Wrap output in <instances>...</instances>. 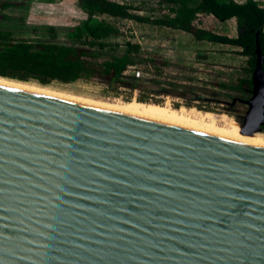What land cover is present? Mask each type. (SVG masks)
<instances>
[{
    "label": "water",
    "instance_id": "water-1",
    "mask_svg": "<svg viewBox=\"0 0 264 264\" xmlns=\"http://www.w3.org/2000/svg\"><path fill=\"white\" fill-rule=\"evenodd\" d=\"M239 134L0 79V264H264V57Z\"/></svg>",
    "mask_w": 264,
    "mask_h": 264
},
{
    "label": "trees",
    "instance_id": "trees-1",
    "mask_svg": "<svg viewBox=\"0 0 264 264\" xmlns=\"http://www.w3.org/2000/svg\"><path fill=\"white\" fill-rule=\"evenodd\" d=\"M13 3L2 1L0 6L5 9ZM78 4L88 16L71 27V41L57 40L55 25L47 27L50 38L39 37V29H27L19 23L25 19L24 16H19V21H16L14 18L18 17L1 11L0 22L7 21L0 23V76L21 81L35 79L43 85L55 81L68 83L96 79L107 84V91L118 94L121 86H127L131 93L138 90L137 100L155 103L160 102L154 101L153 94L170 91L160 84L164 67L176 64L181 69L176 76L179 81H168L175 90L197 81V77L192 75L197 68L185 55L174 57L163 52L161 49L165 48L161 45L144 48L140 41H119L117 38L123 31L111 17H129L182 29L198 40L238 47L237 51L248 55L241 68L243 75L233 77L232 83L224 79L217 81V85L241 91L253 87L258 30L264 57V3L260 0H159L163 14L155 17L135 12L134 5L117 0H78ZM202 15H213L220 20L236 18L239 32L233 36L204 27L197 22ZM28 30L31 32L27 33ZM208 56L202 55L204 58ZM145 65H150V68L146 69Z\"/></svg>",
    "mask_w": 264,
    "mask_h": 264
},
{
    "label": "rangeland",
    "instance_id": "rangeland-1",
    "mask_svg": "<svg viewBox=\"0 0 264 264\" xmlns=\"http://www.w3.org/2000/svg\"><path fill=\"white\" fill-rule=\"evenodd\" d=\"M2 1L0 0V5ZM14 3L2 9L0 12L6 11L11 13L19 21V16H24L23 21L19 23L24 24L27 29H39V37L50 38L51 35L47 31L49 25H55L58 34L55 37L61 41H71L72 32L71 27L74 24L80 23L88 15L79 6L78 0H9ZM120 2H127L134 5L133 11L148 15L151 17L160 16L163 14L161 5L158 4L159 0H117ZM241 1V0H240ZM264 3V0H260ZM19 2V3H17ZM123 31L118 36V40L122 42L125 39L140 41L143 47H156L162 46L163 52H167L174 57L185 55L186 59L193 61L197 70L192 72V75L197 77V81L186 83L183 88L170 86L168 81L175 79L179 81L176 76L179 69L178 65L173 64L166 66L163 69V74L160 75V84L166 86L170 91L163 94H153L154 100L159 101V104L171 102L174 107H196L203 111H208L216 114H226L234 119L236 123H241L245 115L247 105L242 102L240 97H244V92L241 90H234L217 85V81H226L232 83L233 77L243 75L242 65L246 63L248 55L237 51L238 47L228 43H213L209 40H198L192 33L179 29L168 27L166 25L153 24L146 21H139L134 18H120L111 17ZM7 20L0 23H6ZM202 26L212 29L217 32L237 35L240 25L236 18H231L222 24L213 15H202L200 20ZM199 24V25H200ZM31 32L30 30L27 33ZM124 44V43H123ZM202 55H209L207 58ZM214 63H212V62ZM146 69L150 65H145ZM151 70V69H150ZM221 72V75H218ZM148 73V72H147ZM146 73V74H147ZM168 75V76H167ZM12 79V78H11ZM185 81V80H180ZM34 84H41L38 80L32 79L30 81ZM181 83V82H180ZM57 91L66 92L76 96H83L89 99L96 98L104 100H132L137 99L138 90L131 93L129 87L121 86L119 92L113 93L112 90L107 91V84L102 81L91 79H79L73 82H52L44 84L45 86ZM59 89V90H58ZM184 93H178L181 90ZM157 99V100H156ZM209 109V110H207ZM240 126V125H239ZM241 129V127H240ZM264 134V130L260 131Z\"/></svg>",
    "mask_w": 264,
    "mask_h": 264
},
{
    "label": "bare ground",
    "instance_id": "bare-ground-1",
    "mask_svg": "<svg viewBox=\"0 0 264 264\" xmlns=\"http://www.w3.org/2000/svg\"><path fill=\"white\" fill-rule=\"evenodd\" d=\"M0 79L16 81V82H20V83H25V84H30V85L50 89V88L46 87V85L45 86H43L41 84L38 85L37 83L34 84L31 82L21 81V80H17V79H11L8 77L0 76ZM55 91H57V90H55ZM59 92H62V91H59ZM63 93H66V92H63ZM67 94H69V93H67ZM81 97H83V96H81ZM87 97H88V99L90 98L89 96H87ZM93 100H94V98H93ZM95 100H96V98H95ZM96 101L114 104V105H118V106H123V107L131 108V109L144 111V112H148V113H153V114H158V115H162V116H167V117H171V118H176V119H180V120H184V121H189V122H193V123H197V124H202V125H206V126H210V127H214V128H218V129H222V130L231 131V132L246 135V134L242 133V131L240 129L241 123H239V125H240L239 126L238 123H236L234 121V119L231 118L230 116H228L226 114H216V113H212V112H208V111H203V110L196 108V107L194 108V107L181 106V107L177 108V107H174L171 104V102H166L165 104H159V103H155V102L139 101L136 98H134L132 100H127V101L121 100V99H114V100H104V99L98 100L97 99ZM261 133L262 132H256L253 135H247V136H252V137L264 139V134H261Z\"/></svg>",
    "mask_w": 264,
    "mask_h": 264
},
{
    "label": "flooded vegetation",
    "instance_id": "flooded-vegetation-1",
    "mask_svg": "<svg viewBox=\"0 0 264 264\" xmlns=\"http://www.w3.org/2000/svg\"><path fill=\"white\" fill-rule=\"evenodd\" d=\"M244 92V97H240V99H248L251 95H252V88L251 89H248L247 91H243ZM243 102V101H242ZM247 107H248V104L246 102H244Z\"/></svg>",
    "mask_w": 264,
    "mask_h": 264
},
{
    "label": "crops",
    "instance_id": "crops-1",
    "mask_svg": "<svg viewBox=\"0 0 264 264\" xmlns=\"http://www.w3.org/2000/svg\"><path fill=\"white\" fill-rule=\"evenodd\" d=\"M215 17V16H213ZM217 20H219L222 24H224L225 21L229 20V19H226V20H220L219 18L216 17ZM231 19V18H230Z\"/></svg>",
    "mask_w": 264,
    "mask_h": 264
},
{
    "label": "built area",
    "instance_id": "built-area-1",
    "mask_svg": "<svg viewBox=\"0 0 264 264\" xmlns=\"http://www.w3.org/2000/svg\"><path fill=\"white\" fill-rule=\"evenodd\" d=\"M137 74L139 75V74H140V72H139V71H137Z\"/></svg>",
    "mask_w": 264,
    "mask_h": 264
}]
</instances>
